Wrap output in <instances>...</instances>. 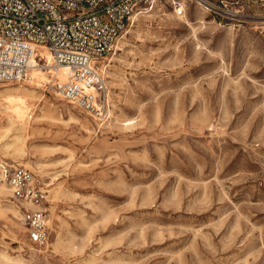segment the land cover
<instances>
[{
    "label": "rangeland",
    "instance_id": "rangeland-1",
    "mask_svg": "<svg viewBox=\"0 0 264 264\" xmlns=\"http://www.w3.org/2000/svg\"><path fill=\"white\" fill-rule=\"evenodd\" d=\"M212 1L216 16L139 17L109 60L102 125L47 83H0V157L45 184L52 226L30 244L0 193V264H264V0ZM6 92L33 98L11 111L27 126Z\"/></svg>",
    "mask_w": 264,
    "mask_h": 264
},
{
    "label": "built area",
    "instance_id": "built-area-1",
    "mask_svg": "<svg viewBox=\"0 0 264 264\" xmlns=\"http://www.w3.org/2000/svg\"><path fill=\"white\" fill-rule=\"evenodd\" d=\"M190 3L220 13L212 0H0V83H25L34 68L56 72L48 88L102 125L111 108L106 71L121 39L160 5L186 16ZM63 69L65 80L57 75ZM0 184L12 192L29 243L46 247L52 226L45 184L30 168L3 157Z\"/></svg>",
    "mask_w": 264,
    "mask_h": 264
},
{
    "label": "bare ground",
    "instance_id": "bare-ground-1",
    "mask_svg": "<svg viewBox=\"0 0 264 264\" xmlns=\"http://www.w3.org/2000/svg\"><path fill=\"white\" fill-rule=\"evenodd\" d=\"M177 15V14H176ZM179 16V15H177ZM182 17V16H181ZM119 50V48H118ZM42 54L44 56V58H46L48 61L51 60V54L48 50H43L42 51ZM105 66L103 65V68ZM56 73V72H55ZM55 73H51V71H48V70H44V69H40V68H34L31 73H30V78L26 81L28 82L29 81V84H24L25 87H28L29 89L32 88V89H43L45 88L46 89V86L44 85V83H49L52 81V78H53V75ZM57 75L58 77H60L61 80H65L66 79V71L63 69V70H60L59 72H57ZM25 82V83H26ZM6 88V87H5ZM31 91V90H29ZM53 92H55L54 90H52ZM50 93V92H49ZM51 94V93H50ZM53 97L55 98V100L57 101H62L63 99H59V97L56 95V94H53ZM2 98L5 102H7L6 104L8 105V108L6 107V109L4 111H8V113H10L11 111L14 112V111H17L18 113L19 112H22L24 111L25 112V108L26 107H30V105H23L21 102L22 101H29V100H33L32 97L30 96H27V95H21V94H15V93H10V92H6L5 94L2 95ZM5 107V106H4ZM29 109V108H28ZM10 113L9 114V119L10 121L13 123V124H18V125H26V121L27 119H25V113L24 115L22 114H16L14 116L13 113ZM56 114V107L53 105V107H51L49 110H48V113H47V117L48 119H50L52 122H57V124H61L62 122H67L65 121L61 116L60 118H55ZM70 121H73V118L70 119ZM126 127H130L132 125H134L136 122L132 121V120H127V121H124ZM4 125V124H3ZM18 141H21V137H18L17 138ZM6 185H3V184H0V193H3L4 191L5 192H8L10 194H12L11 190L9 188H6L5 187Z\"/></svg>",
    "mask_w": 264,
    "mask_h": 264
}]
</instances>
